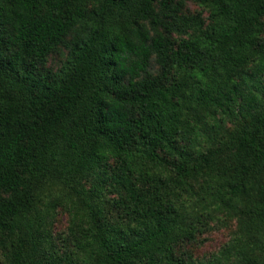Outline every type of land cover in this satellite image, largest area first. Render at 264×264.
I'll return each mask as SVG.
<instances>
[{"label":"trees","instance_id":"1","mask_svg":"<svg viewBox=\"0 0 264 264\" xmlns=\"http://www.w3.org/2000/svg\"><path fill=\"white\" fill-rule=\"evenodd\" d=\"M192 1L0 0V264H264V0Z\"/></svg>","mask_w":264,"mask_h":264},{"label":"rangeland","instance_id":"2","mask_svg":"<svg viewBox=\"0 0 264 264\" xmlns=\"http://www.w3.org/2000/svg\"><path fill=\"white\" fill-rule=\"evenodd\" d=\"M183 8L182 14L190 17L199 16L206 22L208 12L205 8L192 0H182ZM264 24V17L262 18ZM264 29V28H263ZM170 39L177 43L182 38H187L186 35L177 33L169 34ZM264 39V31L262 34ZM65 51L61 50L57 53L49 55L47 58L45 68L51 71H57L65 62ZM154 74H157V67H154ZM91 184L87 183L86 187ZM115 195H107V200H113ZM106 213L109 221H114L117 217V211L105 203ZM70 225V216L67 212L60 208H56L55 218L52 225L53 237L59 242V236L65 238L68 234V227ZM236 231V219L224 213H216L212 220H205L198 226V231L194 240L181 242L175 245L174 252L176 257L193 259V260H206L211 255L218 252L234 235Z\"/></svg>","mask_w":264,"mask_h":264}]
</instances>
